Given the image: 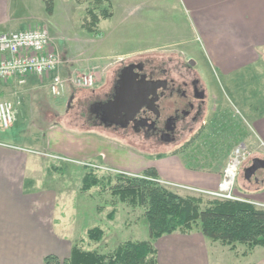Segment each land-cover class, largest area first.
Instances as JSON below:
<instances>
[{"label":"rangeland","instance_id":"obj_1","mask_svg":"<svg viewBox=\"0 0 264 264\" xmlns=\"http://www.w3.org/2000/svg\"><path fill=\"white\" fill-rule=\"evenodd\" d=\"M103 1L110 3L114 15L101 21L96 31H90L86 23L91 19L88 10L93 5L86 0H54L52 14H49L43 0H10L11 15H18V20L16 25L3 30L4 33L47 29L52 45L64 58V69L67 70H64V74L70 70H74L75 75L94 72L96 84L93 88L70 87L56 96L49 89V79L37 75L0 80V99L12 102L16 117L10 129L4 130L0 126V141L30 145L28 150L31 154L50 159V187L67 191L60 203H66L68 209L65 212L68 246L78 245L86 251L108 254L123 242L150 239L149 223L143 216L144 208L122 201L113 192L114 186L120 182L117 175L135 174L96 159L84 161L102 168L80 165L76 162L78 159L68 158L72 154L69 147L73 145V140L70 141L66 136L59 139L62 150L53 151L66 160L52 158L49 156L51 153L43 149L47 140L46 131L63 119L65 129L69 132L84 130L87 134H94L95 131L85 129L87 125L83 126L84 121L77 117V99H91L108 92L118 71L130 62L148 59L170 69L173 74L190 71L200 77L206 89L207 106L203 117L193 129L184 132L179 142L156 145L131 134L127 137L114 135L144 153L146 159L162 160L177 156L188 168L207 172H223L232 151L243 145L251 150V155L241 166L236 181L235 192L241 196L237 190H250L258 185L257 180H264L263 168L251 180H247L244 175L245 168L251 165L254 158L264 159V141L251 128L250 118L237 99L241 96L254 107L262 103L264 66L260 68L261 74L249 69L251 73H240L233 83L227 82L218 72L215 73L207 63L193 16L183 0ZM158 45L160 47L157 50L137 51L138 48ZM191 60L194 65L189 64ZM73 95L74 100L71 99ZM56 129L61 131L63 128ZM104 132L109 136L113 134L107 130ZM79 136L82 139L77 137L76 141L81 139L80 147L91 144L88 135ZM112 141L120 143L114 139ZM77 156L85 158L82 154ZM88 174L95 175L99 182L85 188ZM154 182L181 196L202 197L205 201L214 199L198 192L196 187L166 183L161 179ZM39 183L38 186L42 182ZM94 227L104 231L100 241L91 240L88 236V230ZM196 231H200L198 225H194L192 232ZM245 248L241 247L240 253ZM235 261L237 264L244 263L243 259Z\"/></svg>","mask_w":264,"mask_h":264},{"label":"crops","instance_id":"obj_2","mask_svg":"<svg viewBox=\"0 0 264 264\" xmlns=\"http://www.w3.org/2000/svg\"><path fill=\"white\" fill-rule=\"evenodd\" d=\"M183 1L193 16L207 63L215 73L231 83L240 73H251L249 69L261 74L260 68L264 66V0ZM9 4L10 0H0V33L16 25L18 20V15H11ZM158 47L160 45L146 46L137 51H153ZM64 64L62 58L60 72L63 76L75 74L74 70L64 74ZM237 101L249 116L250 126L257 137L264 141V97L255 107L241 96ZM63 122L59 119L46 131L43 149L51 154L59 155L53 151L62 150L59 139L66 136L73 140L69 147L72 154L68 158L71 159H96L135 175L154 168L163 182L198 189L215 190L221 181L222 172L190 169L177 156L149 160L122 138L105 134L104 129L85 128L94 130V134H87L84 130L69 132ZM81 134L90 137V145L80 147ZM77 137L81 139L76 141ZM112 139L120 143H114ZM29 148L27 144L0 141V264H46L44 258L47 255L63 260L71 254L72 247L67 244V204L60 203L67 191L50 187V159L31 154ZM77 154L85 155V158H79ZM39 182H42L40 186ZM257 182L256 187L237 192L257 207L264 208V180ZM154 246L159 264H237L235 260L240 259L243 264H264V246L254 248L246 256H237L240 248L246 246L238 245L236 251H232L200 231L166 234L156 240ZM245 251L247 248L240 254Z\"/></svg>","mask_w":264,"mask_h":264},{"label":"trees","instance_id":"obj_3","mask_svg":"<svg viewBox=\"0 0 264 264\" xmlns=\"http://www.w3.org/2000/svg\"><path fill=\"white\" fill-rule=\"evenodd\" d=\"M43 1L52 14L54 0ZM86 1L93 5L88 10L91 19L86 26L88 30L96 31L98 24L114 13L108 1ZM117 176L120 182L114 186L113 192L122 201L144 208L150 239L123 242L108 254L86 251L74 245L69 257L61 260L55 255H47L44 258L46 264H159L154 242L166 234L191 233L194 225H198L204 236L232 251H236L238 245L246 246L243 256L256 247L264 246V208L251 201L216 198L205 201L202 197L181 196L154 182L159 180L154 168L136 176ZM98 182L95 175L88 174L84 186L89 188ZM88 236L91 240L100 241L104 231L94 227L88 230Z\"/></svg>","mask_w":264,"mask_h":264},{"label":"flooded vegetation","instance_id":"obj_4","mask_svg":"<svg viewBox=\"0 0 264 264\" xmlns=\"http://www.w3.org/2000/svg\"><path fill=\"white\" fill-rule=\"evenodd\" d=\"M140 63H144V68L141 71L135 69L140 73L137 78L138 85L142 84V76H146L147 80L164 81L166 84L164 92L160 93L156 102V109L151 110L144 106L129 121L124 117L110 115L105 105L116 96L121 70L130 64ZM189 64L192 65V60ZM74 98L73 95L71 99ZM206 98V89L195 73L186 71L173 74L170 69L154 64L152 60H138L124 65L118 71L108 92L91 99H77V117L84 121L83 126L101 128L122 137L131 134L156 145L174 144L203 117L207 106ZM129 141L134 142L132 139Z\"/></svg>","mask_w":264,"mask_h":264},{"label":"built area","instance_id":"obj_5","mask_svg":"<svg viewBox=\"0 0 264 264\" xmlns=\"http://www.w3.org/2000/svg\"><path fill=\"white\" fill-rule=\"evenodd\" d=\"M61 65V54L52 45L47 29L35 28L0 33V80L14 77L24 78L27 75H37L40 78L46 77L49 79L51 93L56 96L61 95L70 87L93 88L95 86L96 74L94 72L64 77L60 72ZM15 121V110L12 102L0 99V126L4 130H8ZM250 155L251 150L243 145L234 149L222 172V178L217 189L196 190L221 200H247L235 192V186L240 168ZM49 156L59 160L65 159L54 154H49ZM76 162L84 167L102 168V166L92 162ZM104 168L111 170L108 167Z\"/></svg>","mask_w":264,"mask_h":264},{"label":"water","instance_id":"obj_6","mask_svg":"<svg viewBox=\"0 0 264 264\" xmlns=\"http://www.w3.org/2000/svg\"><path fill=\"white\" fill-rule=\"evenodd\" d=\"M192 65H194V61H192ZM143 68L144 63H140L130 64L121 70L116 96L105 105L110 115L124 117L129 121L144 106L151 110L156 109V102L160 93L164 92L166 84L164 81L147 80L146 76H142V84L138 85L137 78L140 73L135 69L141 71ZM261 168L264 169V159L254 158L252 164L244 170L246 179L251 180Z\"/></svg>","mask_w":264,"mask_h":264}]
</instances>
